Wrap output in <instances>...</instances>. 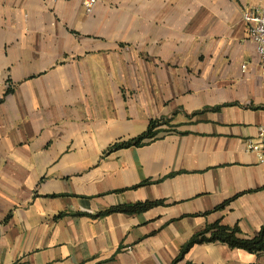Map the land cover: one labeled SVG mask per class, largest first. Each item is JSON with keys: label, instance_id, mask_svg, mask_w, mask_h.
Segmentation results:
<instances>
[{"label": "crops", "instance_id": "crops-1", "mask_svg": "<svg viewBox=\"0 0 264 264\" xmlns=\"http://www.w3.org/2000/svg\"><path fill=\"white\" fill-rule=\"evenodd\" d=\"M263 1L0 0V264H172L208 224L257 235L264 67L243 14ZM176 264L264 252L205 242Z\"/></svg>", "mask_w": 264, "mask_h": 264}, {"label": "trees", "instance_id": "trees-1", "mask_svg": "<svg viewBox=\"0 0 264 264\" xmlns=\"http://www.w3.org/2000/svg\"><path fill=\"white\" fill-rule=\"evenodd\" d=\"M165 124H167L166 120H152L148 130L145 133L139 135L138 137H135L134 139L117 143L113 147V149L130 146H141L145 144L146 140L155 139L160 132V126ZM158 204H160V201L119 205L108 208L104 211H100L95 216L100 217L115 212H123L129 214L140 213ZM222 206L224 205H221L218 208ZM205 242H222L232 248H241L253 253H261L264 252V225L259 233L254 237H245L243 236L242 230L238 225L227 226L221 224L220 222L208 224L204 229L196 232L184 244L180 254L176 257L172 264H176L178 261H180L195 244Z\"/></svg>", "mask_w": 264, "mask_h": 264}, {"label": "built area", "instance_id": "built-area-1", "mask_svg": "<svg viewBox=\"0 0 264 264\" xmlns=\"http://www.w3.org/2000/svg\"><path fill=\"white\" fill-rule=\"evenodd\" d=\"M96 3L97 0H84L86 11L91 13ZM243 18L249 31L250 40L255 45L264 67V1L258 7L246 9ZM248 148L264 160V124L258 128V138L248 141Z\"/></svg>", "mask_w": 264, "mask_h": 264}]
</instances>
